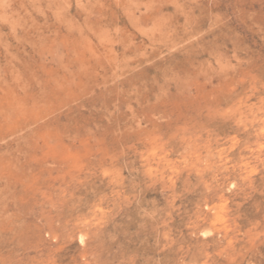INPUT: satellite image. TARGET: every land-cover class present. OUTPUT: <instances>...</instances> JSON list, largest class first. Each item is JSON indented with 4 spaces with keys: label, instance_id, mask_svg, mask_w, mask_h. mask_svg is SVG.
Segmentation results:
<instances>
[{
    "label": "rangeland",
    "instance_id": "rangeland-1",
    "mask_svg": "<svg viewBox=\"0 0 264 264\" xmlns=\"http://www.w3.org/2000/svg\"><path fill=\"white\" fill-rule=\"evenodd\" d=\"M0 264H264V0H0Z\"/></svg>",
    "mask_w": 264,
    "mask_h": 264
}]
</instances>
